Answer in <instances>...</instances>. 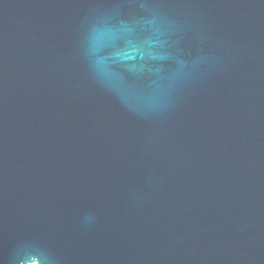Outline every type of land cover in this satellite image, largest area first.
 I'll use <instances>...</instances> for the list:
<instances>
[{
	"label": "water",
	"instance_id": "1",
	"mask_svg": "<svg viewBox=\"0 0 264 264\" xmlns=\"http://www.w3.org/2000/svg\"><path fill=\"white\" fill-rule=\"evenodd\" d=\"M0 264H264V0H0Z\"/></svg>",
	"mask_w": 264,
	"mask_h": 264
}]
</instances>
